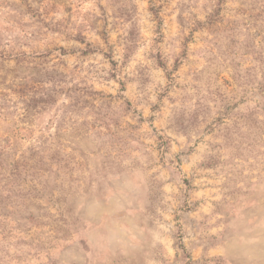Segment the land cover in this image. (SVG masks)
Returning a JSON list of instances; mask_svg holds the SVG:
<instances>
[{
    "label": "rangeland",
    "instance_id": "374dc122",
    "mask_svg": "<svg viewBox=\"0 0 264 264\" xmlns=\"http://www.w3.org/2000/svg\"><path fill=\"white\" fill-rule=\"evenodd\" d=\"M0 264H264V0H0Z\"/></svg>",
    "mask_w": 264,
    "mask_h": 264
}]
</instances>
